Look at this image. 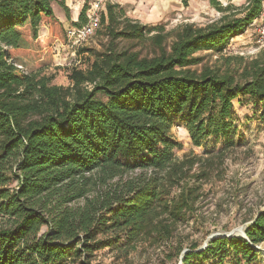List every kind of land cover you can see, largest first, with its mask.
I'll return each instance as SVG.
<instances>
[{"label": "trees", "instance_id": "16d2710c", "mask_svg": "<svg viewBox=\"0 0 264 264\" xmlns=\"http://www.w3.org/2000/svg\"><path fill=\"white\" fill-rule=\"evenodd\" d=\"M207 1L221 14L217 23L170 32L107 3L100 20L106 49L87 69L71 70L62 87L45 74L49 47L66 43L54 0H0V264H90L104 249L134 250L155 239L157 220L169 230L186 221L199 188L177 198L171 191L199 160L174 157L181 144L172 130H186L194 147L206 148L203 157L222 159L235 145L233 102L264 106V52L240 73L194 56H221L260 16L264 0L239 8L235 0ZM88 3L72 26L85 23ZM58 6L69 20L64 3ZM42 22L50 27L46 45L38 41ZM245 237L213 240L198 253L192 245L182 264L256 261L264 211Z\"/></svg>", "mask_w": 264, "mask_h": 264}, {"label": "rangeland", "instance_id": "374dc122", "mask_svg": "<svg viewBox=\"0 0 264 264\" xmlns=\"http://www.w3.org/2000/svg\"><path fill=\"white\" fill-rule=\"evenodd\" d=\"M221 2L226 5L224 0ZM107 3L123 8L132 21L162 26L166 32L186 24L203 28L221 18L207 0H188L186 6L177 0H106ZM244 3L245 0H235L231 4L239 8ZM59 10L62 11L58 6L54 7L57 20ZM105 27L106 24L101 25L74 53L65 48L66 43L63 45L58 41L49 47L52 61L45 74L54 77L53 85L68 87L71 70L87 69L93 55L106 49L109 40ZM49 30V25L42 22L38 30V41L42 45L50 40ZM261 52H264V38L257 30L247 29L229 41L223 57L210 52H198L194 56L202 57V65L221 71L228 67L240 73ZM224 58H229V63L224 62ZM233 108L235 131L231 139L235 145L225 151L222 159L203 157L206 148L194 147L186 130L181 127L172 130L173 137L181 144L180 149L173 151L174 157L187 165L194 158L199 160L192 168L186 166L187 176L171 191V197L177 198L193 185L199 188L198 199L186 212V221L169 230L170 223L157 220L155 226L159 232L153 233L155 239L138 241L134 250L104 249L94 254L90 264H180L182 253L190 246L196 245L199 249L211 235L243 230L264 211V106L252 105L247 98H239L233 102ZM255 248L260 253L256 261L248 264H264V243ZM224 264L236 263L227 260Z\"/></svg>", "mask_w": 264, "mask_h": 264}, {"label": "built area", "instance_id": "2783aa9c", "mask_svg": "<svg viewBox=\"0 0 264 264\" xmlns=\"http://www.w3.org/2000/svg\"><path fill=\"white\" fill-rule=\"evenodd\" d=\"M105 5L106 0H89L85 13V23L78 27L69 26L65 29L66 49L72 50L74 53L94 36L100 26L101 17L105 12ZM248 29L257 30V32L264 38V5L260 16L253 21Z\"/></svg>", "mask_w": 264, "mask_h": 264}, {"label": "crops", "instance_id": "0c3cea01", "mask_svg": "<svg viewBox=\"0 0 264 264\" xmlns=\"http://www.w3.org/2000/svg\"><path fill=\"white\" fill-rule=\"evenodd\" d=\"M61 1L64 3L65 8H67L68 10L69 20L66 19L63 10L58 6V2ZM83 4L84 0H54V2L52 3V10L54 12L55 6H58L62 10H59V15L57 16V18L63 25V28L66 29L67 27L72 26V23L77 22Z\"/></svg>", "mask_w": 264, "mask_h": 264}, {"label": "water", "instance_id": "95a60500", "mask_svg": "<svg viewBox=\"0 0 264 264\" xmlns=\"http://www.w3.org/2000/svg\"><path fill=\"white\" fill-rule=\"evenodd\" d=\"M251 224V223H250ZM236 232H240V234H236ZM231 237H238V238H243V239H246L245 237V229H237V230H233L229 233H222V234H214V235H211L206 241L205 243L203 244V246L197 250H195L194 252L198 253V252H202L204 249H206V247L208 246V244L213 241V240H216V239H219V238H231ZM256 250L260 251L258 248H255ZM187 251H184L180 257V264H182V258H183V255L186 253Z\"/></svg>", "mask_w": 264, "mask_h": 264}, {"label": "bare ground", "instance_id": "6f19581e", "mask_svg": "<svg viewBox=\"0 0 264 264\" xmlns=\"http://www.w3.org/2000/svg\"><path fill=\"white\" fill-rule=\"evenodd\" d=\"M236 234H240V232H236Z\"/></svg>", "mask_w": 264, "mask_h": 264}]
</instances>
